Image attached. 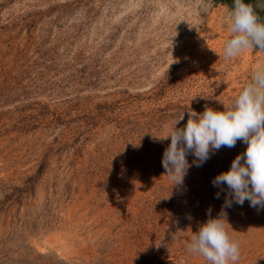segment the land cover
I'll return each mask as SVG.
<instances>
[{"label":"rangeland","instance_id":"374dc122","mask_svg":"<svg viewBox=\"0 0 264 264\" xmlns=\"http://www.w3.org/2000/svg\"><path fill=\"white\" fill-rule=\"evenodd\" d=\"M230 9L0 0V264H206L185 245L221 214L228 189L212 181L247 145L214 150L172 187L170 138L156 137L190 108L223 111L264 60H225ZM224 212L236 264H264V208Z\"/></svg>","mask_w":264,"mask_h":264},{"label":"clouds","instance_id":"9594fccd","mask_svg":"<svg viewBox=\"0 0 264 264\" xmlns=\"http://www.w3.org/2000/svg\"><path fill=\"white\" fill-rule=\"evenodd\" d=\"M225 22L230 33L222 50L225 60L249 49L264 51V22L252 4L233 0ZM187 116L183 128L177 125L184 119V112L166 136L156 137L170 138L162 166L163 176L173 182L172 187L182 185L189 168L202 166L214 150L235 147L238 140L247 145L245 152L233 159L230 169L212 181L214 187L226 185L228 189L221 214L200 225L185 245L188 253L203 257L206 264H236L240 258L239 243L225 228L224 207H231L233 201L242 206L248 200L251 207L264 208V60L256 64L250 82L230 106H224L223 111L206 106L203 113L190 108ZM188 154L195 157L192 164L187 160ZM219 195L218 192L216 198Z\"/></svg>","mask_w":264,"mask_h":264},{"label":"crops","instance_id":"0c3cea01","mask_svg":"<svg viewBox=\"0 0 264 264\" xmlns=\"http://www.w3.org/2000/svg\"><path fill=\"white\" fill-rule=\"evenodd\" d=\"M262 0H254L253 2V7L255 8L256 11H258L260 14H261V17H262V13L264 11V0H263V3H261ZM261 3V4H260ZM259 4L261 6H259Z\"/></svg>","mask_w":264,"mask_h":264},{"label":"trees","instance_id":"16d2710c","mask_svg":"<svg viewBox=\"0 0 264 264\" xmlns=\"http://www.w3.org/2000/svg\"><path fill=\"white\" fill-rule=\"evenodd\" d=\"M220 1H221V2H224V3H227L231 8H232V6H233V0H220ZM245 2H246V3H250V4L253 5L254 0H245ZM255 11H256V10H255ZM256 13L258 14V16L261 17V14H260L258 11H256Z\"/></svg>","mask_w":264,"mask_h":264},{"label":"water","instance_id":"95a60500","mask_svg":"<svg viewBox=\"0 0 264 264\" xmlns=\"http://www.w3.org/2000/svg\"><path fill=\"white\" fill-rule=\"evenodd\" d=\"M261 21L264 22V11L262 13Z\"/></svg>","mask_w":264,"mask_h":264}]
</instances>
